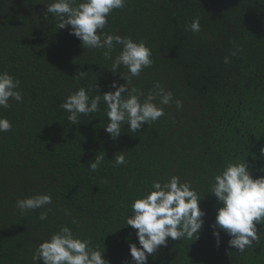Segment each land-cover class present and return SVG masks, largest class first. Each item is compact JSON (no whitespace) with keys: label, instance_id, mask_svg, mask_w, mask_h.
I'll use <instances>...</instances> for the list:
<instances>
[{"label":"trees","instance_id":"trees-1","mask_svg":"<svg viewBox=\"0 0 264 264\" xmlns=\"http://www.w3.org/2000/svg\"><path fill=\"white\" fill-rule=\"evenodd\" d=\"M52 2L0 0V73L19 79L23 95L0 108L12 125L0 132V264H42L33 260L36 248L65 226L109 264H134L129 244L140 246L126 224L131 204L171 176L204 197V225L197 240L168 238L147 264H264V232L243 253L223 231L217 246L211 225L221 205L209 189L231 162L246 160L254 179L264 176V0H127L113 10L103 31L143 41L152 53L129 89L147 96L159 83L173 94L169 105L154 101L162 117L138 132L124 125L116 140L104 130L103 101L77 125L59 105L81 86L92 95L114 92L111 84L130 74L124 66L113 74L102 50L83 49L69 27L59 29L45 16ZM196 17L200 31H187ZM78 72L87 76L75 79ZM120 152L126 163L114 166ZM97 155L105 159L93 172L87 167ZM36 194L51 195V205L22 214L16 201Z\"/></svg>","mask_w":264,"mask_h":264},{"label":"clouds","instance_id":"clouds-1","mask_svg":"<svg viewBox=\"0 0 264 264\" xmlns=\"http://www.w3.org/2000/svg\"><path fill=\"white\" fill-rule=\"evenodd\" d=\"M127 0H53L46 8L45 16L51 14L57 20L59 29L70 28L69 34L82 42V47L89 50L99 49L106 59L112 60V73L116 74L121 66L130 74L126 81L118 85L111 84L115 91L103 95H92L89 89L81 86L69 94L59 105L68 113L67 120L72 125L79 123L80 117L97 113L101 101L105 105L108 123L104 130L116 140L121 135L122 126L127 125L130 132H138L145 124L157 121L164 113L154 101L159 97L160 105H169L173 94L166 92L159 83L154 85L147 96L135 87L129 89L132 77H139L141 72L152 65L151 50L145 42H135L130 37L111 35L103 30L108 23V16L113 10L125 7ZM187 31L199 32L200 19L196 17ZM116 45H121L119 55L113 59L112 53ZM235 55V53H233ZM225 63L228 58L225 57ZM87 72H78L75 79H83ZM20 80L8 72L0 73V108L7 109L10 100L17 103L23 101ZM94 89H98L97 84ZM93 91V90H92ZM125 96L127 98H125ZM143 97V100L141 98ZM181 108L182 102L175 101ZM11 122L0 118V132H8ZM113 159L114 166L126 163L123 152ZM264 157V148L260 149ZM104 156H96L89 161L88 169L96 171L103 163ZM151 191L145 196L135 199L131 204V215L126 217V224L136 230V244H129L130 255L134 264H147L149 255L156 253L160 247H167L168 238L173 241L182 238L196 240L204 225L206 215L200 208L201 196L190 182H181L178 176H171L167 181L157 179L151 184ZM211 196L221 205L216 209L215 221L211 225L217 246L220 233L223 231L230 239L229 247L243 253L246 248L258 242L264 227L259 234L257 225L264 226V176L253 178L249 164L245 161L228 163L216 174L209 184ZM49 194H36L16 201V207L23 214L30 210L51 205ZM49 211L51 209H48ZM47 211L39 215L40 220L47 219ZM75 223V221H73ZM104 252L94 249L90 240L77 238L69 227H61L48 240L36 248L34 261L42 264H109L103 259Z\"/></svg>","mask_w":264,"mask_h":264}]
</instances>
